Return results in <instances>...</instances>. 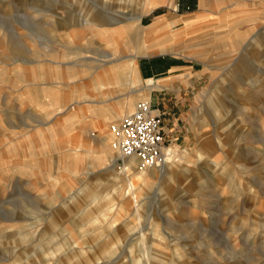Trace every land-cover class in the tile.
I'll return each mask as SVG.
<instances>
[{"label":"rangeland","instance_id":"obj_1","mask_svg":"<svg viewBox=\"0 0 264 264\" xmlns=\"http://www.w3.org/2000/svg\"><path fill=\"white\" fill-rule=\"evenodd\" d=\"M148 79L172 179L105 152ZM0 264H264V0H0Z\"/></svg>","mask_w":264,"mask_h":264},{"label":"built area","instance_id":"obj_2","mask_svg":"<svg viewBox=\"0 0 264 264\" xmlns=\"http://www.w3.org/2000/svg\"><path fill=\"white\" fill-rule=\"evenodd\" d=\"M117 135L121 157L135 158L138 168L148 169L162 165L167 157L161 114L149 101L140 100L135 109L111 125Z\"/></svg>","mask_w":264,"mask_h":264},{"label":"bare ground","instance_id":"obj_3","mask_svg":"<svg viewBox=\"0 0 264 264\" xmlns=\"http://www.w3.org/2000/svg\"><path fill=\"white\" fill-rule=\"evenodd\" d=\"M143 82H145V84L147 85V88H151V87H153V85H155L154 82L152 81V79H148V80L143 81ZM143 82L141 84L138 80L133 81V84H135L134 88H136V91H134L135 94H131L129 98H125L126 100H124V102L122 103V108L125 109L126 111H128L130 109H132V111H133L135 109V107H134V105L136 106L135 98H140L143 95L142 92H144V90H145V88L143 86L144 85ZM145 101H148V100H145ZM120 116H121L120 113H118L117 111H115L114 113L111 112L109 115L106 116V118L108 120L107 124L110 122V127H111V125L116 126L117 122L118 121L120 122V120H119ZM114 139H115V144H114ZM117 140L118 139H117L116 132L113 131V134H112V132L109 130V132L107 133V138L105 140V142H106L105 152L107 155L114 157L115 160H117L118 158H121L122 162H123L124 170L125 171H132V174L137 179V181L139 179H142L143 177L145 178L147 176L148 177H154L159 172L164 173L166 178L168 177V178L172 179L174 177V174H175L174 171L176 170V167L184 158V157H180V156H178V157L176 156L177 158H175L174 157V155L176 154L174 152L175 148L173 146L169 145L170 147L169 146L167 147L166 160L162 165H160L158 167H151L148 170H141L135 166V161H137L135 158H123L120 156L119 151H118V147H117ZM64 142H67V143L73 144V145H77L78 147L79 146H85L84 145L85 143L81 142V140L79 139L77 134H74V136L72 138H70L69 140H64ZM116 148H117V152H116ZM206 148H207L206 144L202 145L200 148L198 147L195 150V153H198V154H196L195 156H197V155L199 157L207 156L208 152H207ZM142 186H144L143 183L138 188L134 189L133 184L132 183L130 184V187L132 189H134L133 191H136L138 195L140 193H142V191H143ZM114 205H115V207L118 206V207H116V210L110 211V212H105V215L108 216L112 213L111 215H114L115 218H119L120 206L118 203L114 204ZM114 205H112V206H114ZM125 206L128 207V204H126ZM108 209H110V207H107V210Z\"/></svg>","mask_w":264,"mask_h":264},{"label":"crops","instance_id":"obj_4","mask_svg":"<svg viewBox=\"0 0 264 264\" xmlns=\"http://www.w3.org/2000/svg\"><path fill=\"white\" fill-rule=\"evenodd\" d=\"M138 72H139V71H138ZM163 81L166 82L167 80L165 79V80H162V82H163ZM159 82H161V81H155V80H154V84H155V85H153V87H155L156 85H158ZM143 86H144L145 90L148 89L146 84H144ZM153 87H152V88H153ZM152 88H150L149 91H150ZM146 91H147V90H146ZM121 108H122V107H121ZM128 113H129V112H128ZM170 146H173V145H170ZM170 146H169V147H170ZM173 147H174V146H173ZM174 148H175V147H174ZM175 149H176V148H175Z\"/></svg>","mask_w":264,"mask_h":264}]
</instances>
